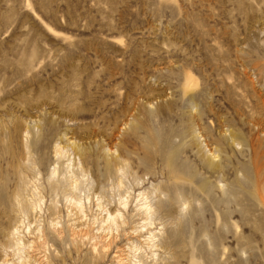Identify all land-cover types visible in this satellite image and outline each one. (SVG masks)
Instances as JSON below:
<instances>
[{
	"label": "rangeland",
	"instance_id": "rangeland-1",
	"mask_svg": "<svg viewBox=\"0 0 264 264\" xmlns=\"http://www.w3.org/2000/svg\"><path fill=\"white\" fill-rule=\"evenodd\" d=\"M78 155L82 212L48 185ZM124 161L122 230L138 191L176 202L156 264H264V0H0V264H120L136 237L75 240Z\"/></svg>",
	"mask_w": 264,
	"mask_h": 264
},
{
	"label": "bare ground",
	"instance_id": "bare-ground-1",
	"mask_svg": "<svg viewBox=\"0 0 264 264\" xmlns=\"http://www.w3.org/2000/svg\"><path fill=\"white\" fill-rule=\"evenodd\" d=\"M186 129H188V128H186ZM235 141H236V139H235ZM56 150H58V148ZM63 151L64 150L62 148H59L58 152L60 155H62L61 153ZM83 155L85 156V153ZM80 156H82V155H80ZM80 156L78 155L77 157L73 156L72 158H68V164L65 167V172L63 174L64 177H62L60 179H58V178H57V180L55 179L57 177L56 175L58 173L55 171V169H53L49 175V178H48V185L50 186V189H51V191H53L54 194H55V192H57V191L60 192V190H61L63 200L65 201L66 206L69 204L70 206L76 208L78 211L82 212L83 204H82V199H81L80 193L82 192V188L87 181L85 178V176H86L85 172L87 170L84 171V168H85V167L83 168L84 160H81L82 158H80ZM86 161L87 160L85 159L84 164L86 163ZM127 168H128V164L125 163V161H124V164L121 163V165L119 164L116 168L117 172L119 173V176L117 178V183H118L119 188L121 190L123 189V192H118L117 196L113 197V195H112L113 198H111V199L107 198L106 200H103L104 197L106 198V196L104 194L95 196L96 206L102 211L103 214H101V216L99 218H98V216L92 217L93 219L91 220V223H89L88 225L93 227L95 224H97V227H96L97 232L93 233L91 231V233L89 234V232L86 231L87 230L86 229L87 227H86V228H84V231H86V232L83 231L82 234H81L82 231L76 232V234H77L76 238L77 239L75 240V243H76V241L77 242L82 241L83 237H87V238L89 237V239L91 241V251H92V253L97 254L99 252V250H100L99 253L109 250L110 247L117 240V237L123 232V235H125V237L128 235L129 236L131 235L133 237H136L137 240L133 241L131 239L126 238L128 246L126 247V249L121 248V250H120L121 254H118V256H117V257H119L118 260H119L120 264H156V261L158 260V253L156 250L161 248V243L159 242V235L161 234L160 231L162 230V226L157 229V227L154 226L155 225V219L154 218L158 214L159 211H161V215H162L163 211H164V214L166 213L168 215L169 214L171 215L173 212L172 205H174L173 204L174 201H170V197H169V201L165 202L161 199V197L159 195H157L156 201L154 202V200H152L150 198L148 191L147 192L146 191H138V193L135 197V200H134L135 203H134L133 212H132L133 214L132 213L130 214L131 216L138 218L136 226L131 229L132 230L131 232H126L125 230H122V228L126 227L128 224V222L126 220V214L128 213V204H129V201L131 198L130 193L132 191L131 187H129V186L126 187V185L124 184V180H125L124 177H126L125 175H126ZM140 183L141 182L137 181L136 185H139ZM37 185L34 184V182H32L33 190L31 193L30 200H29L30 202L29 201L27 202L28 205H30V209L32 208V211L36 210V208H38V207L40 209V205H41L40 204L41 203V200H40L41 194L39 192V187ZM22 187L23 186L19 185V188L17 189V191L15 193V197L17 199L22 195V190H23ZM158 189L159 188L154 189V191L156 192V191H158ZM161 190H162V188H161ZM164 190H166V189H164ZM174 192H176V191H174ZM159 193H161V192H159ZM159 193H157V194H159ZM183 193H182V195H183ZM57 194H58V192H57ZM173 194H175V193H173ZM84 196H85L86 200H89L88 194H86V195L84 194ZM176 197L177 196H175V198ZM181 197H183V196H181ZM177 200H178V198H177ZM181 201H180V203H181ZM113 202H114V205H113L114 211H111V209L108 207V205L113 203ZM174 203H176V202H174ZM182 203L186 204L185 201ZM56 204L57 203L54 202L55 209H56ZM26 208L22 206V208H20V209L23 212ZM182 208L188 209V206L186 207V205H183ZM161 215L159 216V218L161 217ZM186 216H187V214H186ZM159 218H158V220H159ZM178 223H180V222H178ZM178 223H175L172 230L174 228H177L178 225H180ZM88 225H86V226H88ZM181 225H182V223H181ZM15 230L16 229H14V231ZM176 230L177 229H175V231ZM173 231H171V233ZM100 232L105 233V235L103 234L104 236H102L100 234ZM97 233L99 236H97ZM168 237H169V239H167V240H169V241L168 242L165 241V244L168 246L167 247L168 250H170V251L172 250V252H174L175 246H174L173 242L176 239L175 240L171 239L170 235ZM96 238L98 239V241H96ZM15 240H16V245H19V246L24 245V243H22L20 240H18V241H17V239H15ZM78 240H80V241H78ZM162 244H164V243L162 242ZM76 245H77V243H76ZM184 246L190 249L189 244H184ZM28 247H29V245H28ZM146 251H150V255L147 256ZM140 252L146 254V256H147L145 258L146 262H144L141 258H139Z\"/></svg>",
	"mask_w": 264,
	"mask_h": 264
}]
</instances>
